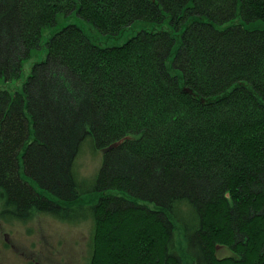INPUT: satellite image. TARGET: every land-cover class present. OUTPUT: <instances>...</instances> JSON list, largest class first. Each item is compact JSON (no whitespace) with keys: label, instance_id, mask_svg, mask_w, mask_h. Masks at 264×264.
<instances>
[{"label":"trees","instance_id":"trees-1","mask_svg":"<svg viewBox=\"0 0 264 264\" xmlns=\"http://www.w3.org/2000/svg\"><path fill=\"white\" fill-rule=\"evenodd\" d=\"M72 16L104 37L150 27L102 46ZM256 22L264 0H0L1 83L53 29L22 90L0 88V220H90L86 264H182L176 227L193 264H264ZM84 141L102 153V194L78 214Z\"/></svg>","mask_w":264,"mask_h":264},{"label":"rangeland","instance_id":"rangeland-1","mask_svg":"<svg viewBox=\"0 0 264 264\" xmlns=\"http://www.w3.org/2000/svg\"><path fill=\"white\" fill-rule=\"evenodd\" d=\"M68 23L78 24L92 40L98 41L102 46H116L134 35L140 28H149L150 25L137 23L115 37H104L98 30L85 20L72 16ZM237 17L230 22L219 26L221 29L228 25L238 23ZM262 22H256L251 28L262 27ZM161 27L168 28L165 24ZM53 29H50V31ZM50 31H45L40 41V46L30 52V56L22 61L20 78L8 84L0 82V88L22 90L21 86L29 74L31 65L45 58L46 45ZM173 47L171 56L167 59L168 69L175 75L177 70L171 68V57L176 50ZM74 173L78 183L82 184V195L77 203L75 212L83 214L102 194L94 189L95 179L102 164V153L84 141L75 159ZM103 194H118L117 190H106ZM92 223L90 220L81 222H68L53 216L37 213L26 222L0 220V264H86L89 260L91 248ZM175 244L181 256L182 264H193L192 257L184 252L185 243L181 228H175ZM219 256L229 253L224 248L219 249Z\"/></svg>","mask_w":264,"mask_h":264}]
</instances>
